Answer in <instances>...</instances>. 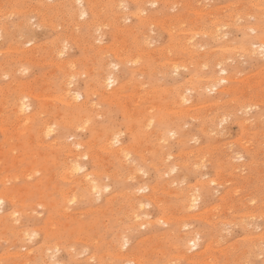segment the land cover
<instances>
[{
  "label": "rangeland",
  "instance_id": "rangeland-1",
  "mask_svg": "<svg viewBox=\"0 0 264 264\" xmlns=\"http://www.w3.org/2000/svg\"><path fill=\"white\" fill-rule=\"evenodd\" d=\"M117 1L118 3L113 8L112 5ZM122 1L0 0V27L3 30L5 26L10 29L4 30V35L0 36V126H3V130L6 129L7 133L0 132V193L4 196L9 193V196H12V200L7 197L5 202L0 205L2 206L0 218H4V214L9 216V220H0V264H54L55 261L57 262L55 264H107V261L108 264H131L132 261L129 258H137L140 263L143 261L145 264H165L163 262L167 264H264V50H260L259 45L255 43L262 38L261 41H264V16H262L264 15V1L159 0L154 1L156 3L153 0ZM91 2L94 3V7ZM258 2L262 7H259L260 4L257 6ZM119 5L121 7H118ZM82 6L88 13L86 18L79 15ZM73 7L79 12L78 15L76 11L73 13L75 10ZM70 12L73 16L75 15V18ZM117 14L121 16L117 17ZM116 17L119 19L118 21ZM109 21H116L115 25L109 24ZM94 22L95 24H93ZM146 23L147 25H145ZM253 28L256 30H252ZM94 29L96 30L94 31ZM190 29L194 30V33L197 31L198 34H191L193 32H190ZM210 30L216 34H211ZM8 31L12 34L7 33ZM178 32L179 35H177ZM193 35L196 36L193 37ZM59 36L60 38H58ZM180 37L182 39H179ZM190 38L193 40H189ZM62 41L66 43L64 44ZM142 43L147 44L143 45ZM189 43H195L191 48H194L196 57L189 53L192 50L189 48ZM196 43L200 47L196 46L195 48ZM241 45L244 46L242 49L246 51L241 49ZM85 46L87 47L85 48ZM181 49L185 51L183 50V52ZM27 53L30 55L27 56ZM126 55L129 56L126 57ZM187 58L190 60L188 61ZM23 59L26 60L23 61ZM64 60L70 64L64 62L63 66L59 65ZM214 60H216L215 63ZM6 61L11 62L7 63ZM102 61H105V64ZM111 61L115 68L112 67ZM169 62L172 63L171 66ZM175 62L180 65V68ZM206 62L210 64L205 66ZM220 62L223 63L219 64ZM103 64L107 66L103 69L110 70L100 72L99 69H102L101 65ZM174 64L177 69L172 66ZM221 67H227L228 72L223 73ZM112 70L114 75L117 73L119 81L118 84L111 87V85L107 86L109 85L108 80L106 81L102 73L112 72ZM151 70L157 72L153 71L152 73ZM91 72L95 73V76ZM226 74L230 75L231 80L223 81L217 86L211 85L213 80L216 81ZM208 76L211 78L209 79ZM197 77H208V79ZM98 78L100 81L97 80ZM105 82L106 87H104ZM205 82L207 83L204 84ZM94 83L96 86H93ZM116 86L121 87L122 90L120 89L119 92ZM20 90H24L23 93H31L27 100L32 104L31 108L23 115L17 114L15 109ZM69 90L71 93L69 92L68 99L74 98L76 90L82 93L83 96L75 101L77 104H82L86 100V96L88 97V104H85L86 109L84 108L83 112L77 114L78 116L81 114L79 117L74 115L75 107L73 105L69 106L59 101L61 96L64 98V93ZM108 90L113 92L108 93ZM179 94L181 96L184 94L189 101L183 96L180 97ZM58 96L61 98L59 97V99ZM111 96H113L112 99ZM65 102L67 101L65 100ZM202 103L203 105H201ZM193 104L194 107H192ZM91 105L94 107L93 110ZM30 110L44 114H39L38 118L43 120H41L42 123H47L43 124L44 131L41 129L37 133L27 129L26 120L24 121L23 118L26 119L24 114L29 115ZM179 110L185 112V115H182ZM247 110L248 112H246ZM82 114H85V117ZM70 115H72L71 118ZM148 119L149 121H147ZM67 120L73 123L71 122L70 125ZM86 120L89 122L87 123ZM18 121H22L23 125ZM164 122L166 125L169 123L166 128L168 130L165 132V129L160 130L161 124ZM42 123L38 122L37 125H42ZM180 123L181 125H179ZM74 124L76 125L74 126ZM18 125L23 129H21L22 131L28 132L24 131L20 134V131H17L20 129ZM48 125L50 133L47 132ZM174 128H176V132L178 131L175 134L172 131ZM111 131L119 133L121 136L120 142L112 144L113 148L118 149L123 146L127 149L129 145L125 152H128V157L121 154V156L124 155L125 160L123 157L113 156L109 150L105 149L107 143L105 141H110L111 137L107 136L112 134L109 133ZM41 133L42 135H40ZM156 136H160L161 139ZM75 141L83 142V146L78 150L91 155L90 157H79L80 160L84 157L82 161L85 163L77 162L79 158L74 161L82 166V171L74 173L71 180L69 177H67L68 180H65L69 163L72 162H69L71 157H67L64 152L66 150L69 152V147L71 148L76 143ZM60 145L68 148L62 150ZM155 146H158L159 150ZM151 149L152 151H150ZM162 149L167 153H164ZM80 151H74V153L79 154ZM40 152L41 154H39ZM38 155L39 157L36 158ZM143 155L147 157L144 158ZM65 157L68 158L67 162ZM13 158L15 162L17 161L16 163ZM147 158H150L149 162ZM121 160L122 162L128 160V162L122 163ZM129 160L131 161L129 162ZM30 161H34V163ZM83 163L85 166L81 165ZM131 163L134 166L140 163L139 166H136L138 168H135L136 172ZM31 164H34L32 165L33 169H31ZM170 166L172 168L176 166V168L171 170ZM24 167L31 170L27 168L25 170ZM129 167H133V170ZM92 172L96 176V181H101V184L98 183L102 188L110 185L109 188L104 189L106 192L103 191L101 195L93 190L89 192L91 189L89 190L90 187L88 188L87 185L79 187L72 184L73 178L78 181L85 173ZM63 174L64 178H60ZM30 175L31 177H29ZM4 177H7L5 178L7 181ZM71 188H76L75 191L73 189V193L78 191L82 193L78 192L80 198L78 193L73 194L76 195V199L70 203L62 198V193H67L66 197L67 195L71 196L68 194L72 193ZM123 190L125 191L123 192ZM152 193L155 195L154 199L149 197ZM193 193L197 196L201 195V200L199 198L196 202L199 203L198 207L186 209L183 194L190 200ZM13 196L16 197V199L14 197L16 201L13 200ZM136 199H146L142 208ZM134 200L136 205L133 203ZM46 204H50L51 207ZM163 219H167L168 223ZM136 221L137 224L134 223ZM120 231L123 235L120 234L119 237ZM201 231L202 234H198ZM123 236L125 239L126 237L129 239V244L124 246H122L125 240ZM188 236H199V245L191 247V244H187L185 238ZM117 238L120 239L116 240ZM114 243L115 245L112 247ZM48 247L50 248L48 249ZM27 249H30L31 252ZM260 249L262 253H260ZM112 250L114 258L109 252ZM46 252L50 255H46ZM41 253L43 257L49 259H43ZM121 254L125 257L124 259L121 258ZM125 254L131 256H125ZM25 260L26 262H23ZM49 260L51 261L49 262Z\"/></svg>",
  "mask_w": 264,
  "mask_h": 264
},
{
  "label": "bare ground",
  "instance_id": "bare-ground-1",
  "mask_svg": "<svg viewBox=\"0 0 264 264\" xmlns=\"http://www.w3.org/2000/svg\"><path fill=\"white\" fill-rule=\"evenodd\" d=\"M63 1H64V0H63ZM80 1H81V0H80ZM82 1H83V0H82ZM93 1H94V0H93ZM96 1H97V0H96ZM115 1H116V0H115ZM119 1H122V0H119ZM138 1H139V0H138ZM138 1H137V2H138ZM142 1H144V0H142ZM154 1H159V0H153V2H154ZM260 1H261V0H260ZM263 1H264V0H263ZM69 2H70V1H69ZM75 2H77V1H75ZM122 2H123V1H122ZM126 2H127V1H126ZM151 2H152V1H151ZM112 3H113V2H112ZM117 3H118V1L115 2L114 5H112V4H110V5H112V7H113V6H116L115 4H117ZM123 3H125V2H123ZM139 3H140V2H139ZM154 3H156V2H154ZM80 4H81V3H80ZM91 4H92V2H91ZM102 4H103V3H102ZM120 4H121V2H120ZM141 4H143V3L141 2ZM144 4H145V3H144ZM144 4H143V5H144ZM258 4H260V3L258 2V3H257V6H258ZM71 5H73V4H71ZM71 5H70V7H71ZM76 5H77V3H76ZM76 5H75V7H76ZM93 5H94V3L92 4V6H93ZM110 5H109V6H110ZM122 5H123V4H122ZM145 5H146V4H145ZM48 6H49V5H48ZM48 6H47V7H48ZM62 6H63V5H62ZM95 6H96V5H95ZM240 6H241V5H240ZM260 6H261V4L259 5V7H260ZM54 7H55V6H54ZM77 7H78V9H79V5H78ZM93 7H94V6H93ZM118 7H121V6L119 5ZM125 7L128 8V6H125ZM141 7H142V6H141ZM261 7H262V6H261ZM263 7H264V6H263ZM49 8H50V7H49ZM73 8H74V7H73ZM82 8H83V6H82ZM82 8H81L80 11H79V12H80L79 15H80V16H83V17L86 18V16H88V13H87L86 10H84V8H83V9H82ZM113 8H114V7H113ZM116 8H117V7H116ZM69 9H70V8H69ZM74 9H75V8H74ZM78 9H77V10H78ZM93 9H94V8H93ZM93 9H92V10H93ZM142 9H143V7H142ZM145 9H146V8H145ZM22 10H23V9H22ZM101 10H102V9H101ZM118 10H119V8H118ZM118 10H117V11H118ZM121 10H123V9H121ZM138 10H139V9H138ZM138 10H137V11H138ZM37 11H38V10H37ZM74 11H76V9L73 10V13H75ZM119 11H120V10H119ZM129 11H130V10H129ZM129 11H128V12H129ZM19 12H20V11H19ZM23 12H24V10H23ZM79 12L76 11V14L78 15ZM98 12H99V11H98ZM110 12H111V11H110ZM139 12H140V11H139ZM70 13H71V12H70ZM111 13H112V12H111ZM140 13H141V12H140ZM260 13H261V12H260ZM262 13H263V12H262ZM56 14H57V13H56ZM68 14H69V13H68ZM98 14H99V13H98ZM122 14H123V12H122ZM130 14H131V13H130ZM199 14H200V12H199ZM256 14H257V13H256ZM256 14H255V16H257ZM69 15H70V14H69ZM71 15L73 16L72 13H71ZM77 15H76V16H77ZM96 15H97V14H96ZM125 15H126V14H125ZM128 15H129V14H128ZM135 15H136V13H135ZM201 15H202V13H201ZM65 16H66V15H65ZM74 16H75V15H74ZM74 16H73V17H74ZM93 16H94V15H93ZM120 16H121V15L118 16V14H117V17H120ZM122 16H123V15H122ZM126 16H127V15H126ZM137 16H140V15L137 14ZM202 16H203V15H202ZM255 16H254V18H255ZM258 16H260L259 13H258ZM262 16H264V15H262ZM77 17H78V16H77ZM77 17H76V18H77ZM113 17H114V16H113ZM117 17H116V20L118 21L119 19H117ZM127 17H128V16H127ZM242 17H243V16H242ZM74 18H75V17H74ZM237 18L239 19V16H237ZM257 18H258V17H257ZM18 19H19V18H18ZM114 19H115V18H114ZM122 19H123V18L121 17V20H122ZM149 19H150V18H149ZM190 19H191V18H190ZM262 19H263V18H262ZM63 20H64V19H63ZM109 20H110V19H109ZM127 20H128V19H127ZM236 20H237V19H236ZM239 20H240V19H239ZM107 21H108V20H107ZM142 21H143V20H141V22H142ZM213 21H214V20H213ZM83 22H85V21H83ZM105 22H106V20H105ZM112 22H113V21H109L108 23H109V24L111 23V24H114V25H115V22H116V21L113 22V23H112ZM122 22H123V21H122ZM145 22H146V21H145ZM238 22H239V21H238ZM262 22H263V21H262ZM29 23H30V22H29ZM62 23H63V21H62ZM86 23H87V22H86ZM119 23H120V22H119ZM142 23L144 24V22H142ZM147 23H149V22H147ZM147 23H146L145 25H147ZM5 24H6V23H5ZM89 24H90V23H89ZM93 24H95V22H94ZM100 24H101V23H100ZM254 24H255V23H254ZM254 24H252V25L254 26ZM260 24H261V23H260ZM9 25H10V24H9ZM9 25H8V26H9ZM12 25H13V24H12ZM77 25H78V23H77ZM81 25H82V24H81ZM102 25H103V24H102ZM134 25H136V24H134ZM250 25H251V24H250ZM10 26H11V25H10ZM89 26H91V25H89ZM94 26H95V25H94ZM99 26H100V25H99ZM99 26H98V27H99ZM226 26H227V25H226ZM238 26H239V25H238ZM245 26H247V25H245ZM261 26H262V25H261ZM2 27H3V26H2ZM127 27H128V26H127ZM201 27H202V26H201ZM216 27H217V26H215V28H216ZM219 27H220V26H219ZM247 27H248V26H247ZM257 27H258V26H257ZM95 28H96V26H95ZM143 28H144V27H143ZM221 28H222V27H221ZM245 28H246V27H245ZM255 28H256V27H255ZM255 28H253L252 30H256ZM8 29H9L8 27H6V26L4 27V30H5V31H7ZM91 29H92V28H91ZM127 29H128V28H127ZM133 29H134V27H133ZM216 29H219V28H216ZM259 29H260V28H259ZM4 30H3V28L0 27V36H1V37H2V35H4ZM9 30H10V29H9ZM95 30H96V29H94V31H95ZM122 30H123V28H122ZM134 30H135V29H134ZM137 30H138V27H137ZM173 30H174V29H173ZM183 30H184V29H183ZM190 30H191V29H190ZM190 30H188V31H190ZM250 30H251V29H250ZM252 30H251V31H252ZM71 31H73V30H71ZM127 31H128V30H127ZM131 31H133L132 28H131ZM178 31H179V30H178ZM185 31H186V29H185ZM185 31H184V32H185ZM219 31H220V29H219ZM150 32H151V31H150ZM179 32H180V31H179ZM179 32H178L177 35H179ZM182 32H183V31H182ZM190 32H193V33H191V34H195V33H197V31H195V33H194V30H191ZM199 32H201V31H199ZM202 32H203V31H202ZM210 32H212V31L210 30ZM210 32H209V33H210ZM249 32H250V31H249ZM254 32H255V31H254ZM7 33H10V32L8 31ZM66 33H67V32H66ZM185 33H186V32H185ZM214 33H215V32H214ZM214 33L212 32L211 34H214ZM217 33H218V31H217ZM247 33H248V32H247ZM11 34H12V32L10 33V35H11ZM128 34H129V33H128ZM175 34H176V33H175ZM197 34H198V33H197ZM202 34H203V33H202ZM206 34H207V32L205 33V35H206ZM215 34H216V33H215ZM226 34H227V33H226ZM226 34H225V35H226ZM99 36H100V34H99ZM126 36H127V35H126ZM184 36H185V35H184ZM186 36H187V34H186ZM191 36H192V35H191ZM195 36H196V35H193V37H195ZM207 36H208V35H207ZM210 36H211V35H210ZM65 37H66V36H65ZM212 37H213V36H212ZM58 38H60V36H59ZM58 38H57V39H58ZM99 38H100V37H99ZM66 39H67V38H66ZM66 39H64V40H66ZM68 39H69V38H68ZM154 39H155V38H154ZM154 39H153V40H154ZM179 39H182V37H180ZM219 39H220V38H219ZM262 39H263V38H262ZM262 39H261V40H262ZM64 40H63V41H64ZM74 40H75V38H74ZM95 40H96V39H95ZM99 40H101V39H99ZM99 40H98V41H99ZM146 40H147V38H146ZM177 40H178V39H177ZM183 40H184V39H183ZM183 40H182V41H183ZM189 40H193V38H190ZM206 40H207V39H206ZM206 40H204V41H206ZM208 40H209V39H208ZM208 40H207V41H208ZM258 40H259V39H258ZM261 40H260V41H256L255 43H256L257 45H259V49H260V50H264V41H261ZM1 41H3V40H1ZM56 41H57V40H56ZM63 41H62V42H63ZM67 41H68V40H67ZM147 41H148V40H147ZM175 41H176V40H175ZM175 41H174V42H175ZM184 41H185V40H184ZM196 41H197V40H196ZM207 41H206V42H207ZM225 41H226V40H225ZM243 41H244V40H243ZM91 42H92V41H91ZM145 42H146V41H145ZM177 42H178V41H177ZM177 42H176V43H177ZM188 42H189V41H188ZM188 42H186V43H188ZM202 42H203V41H202ZM202 42H201V43H202ZM227 42H229V41H227ZM18 43H19V42H18ZM56 43H57V42H56ZM63 43H64V42H63ZM65 43H66V42H65ZM65 43H64V44H65ZM120 43H121V42H120ZM224 43H225V45H226V42H224ZM224 43H223V44H224ZM252 43H253V42H252ZM255 43H254V44H255ZM142 44L144 45V44H147V43H142ZM189 44H190V43H189ZM193 44H195V43H193ZM193 44H190V45H189V46H190L189 48L193 47V46H192ZM205 44H206V43H205ZM208 44H209V43H208ZM208 44H207V45H208ZM236 44H237V43H236ZM91 45H92V44H91ZM143 45H140V46L143 47ZM186 45H187V44H186ZM203 45H204V44H203ZM228 45H229V43H228ZM15 46H16V45H15ZM17 46H18V45H17ZM63 46H64V45H63ZM145 46L147 47V45H145ZM175 46H177V45L175 44ZM196 46H198L197 43H196V45H195L194 47L196 48ZM241 46H242V47H241ZM241 46H240L241 49H242V48L244 49V46H243V45H241ZM13 47H14V46H13ZM19 47H20V46H19ZM43 47H44V46H43ZM64 47H65V46H64ZM86 47H87V46H85V48H86ZM98 47H99V46H98ZM146 47H145V48H146ZM198 47H200V46H198ZM218 47H219V46H218ZM224 47H225V46H224ZM224 47H223V48H224ZM226 47H229V46H226ZM240 47H239V48H240ZM246 47H247V46H246ZM25 48H26V47H25ZM58 48H59V47H58ZM102 48H103V47H102ZM178 48H179V47H178ZM184 48H185V47H184ZM201 48H202V47H201ZM257 48H258V47H257ZM21 49H22V48H21ZM55 49H56V48H55ZM191 49H192V50H190L189 53L192 54L191 56L194 57V55H195V57H196L197 54H195V51H193L194 48H191ZM243 49H242V50H243ZM246 49H247V48H246ZM24 50H25V49H24ZM24 50H23V52H24ZM62 50H63V49H62ZM87 50H88V49H87ZM142 50H143V49H142ZM146 50H147V49H146ZM181 50L183 51L184 49H181ZM99 51H100V50H99ZM184 51H185V50H184ZM184 51H183V52H184ZM196 51H197V50H196ZM223 51H224V50H223ZM225 51H226V50H225ZM243 51H246V50H243ZM247 51H248V49H247ZM253 51H254V50H253ZM17 52H18V51H17ZM27 52H28V51H27ZM62 52H63V51H62ZM106 52H107V51H106ZM141 52H142V51H141ZM144 52H146V51H144ZM257 52H258V51H257ZM25 53H26V52H25ZM31 53H32V52H31ZM58 53H60V52H58ZM98 53H99V52H98ZM107 53H108V52H107ZM130 53H131V52H130ZM130 53H129V54H130ZM132 53H133V52H132ZM252 53H253V52H252ZM255 53H256V52H255ZM23 54H24V53H23ZM32 54H33V53H32ZM64 54H65V53H64ZM102 54H104V53H102ZM116 54H117V53H116ZM116 54H115V55H116ZM26 55L28 56V55H30V54L27 53ZM47 55H48V53H47ZM60 55H62V54H60ZM98 55H99V54H98ZM133 55H134V54H133ZM21 56H22V55H21ZM127 56H129V55H126V57H127ZM130 56H131V55H130ZM219 56H220V55H219ZM224 56H225V54H224ZM263 56H264V55H263ZM263 56H262V57H263ZM116 57H117V55H116ZM118 57H119V56H118ZM120 57H121V56H120ZM120 57H119V58H120ZM133 57H134V56H133ZM135 57H137V56H135ZM140 57H141V56H140ZM205 57H206V56H205ZM256 57H257V56H256ZM258 57H259V56H258ZM62 58H63V57H62ZM131 58H132V57H131ZM141 58H142V57H141ZM208 58H209V57H208ZM230 58H231V57H230ZM100 59H101V58H100ZM109 59H110V58H109ZM122 59H123V57H122ZM122 59H121V61H122ZM125 59H126V58H125ZM129 59H130V58H129ZM134 59L136 60V58H134ZM137 59H139V58L137 57ZM218 59H219V58H218ZM218 59H217V61H218ZM222 59L224 60V58H222ZM222 59H220V60H222ZM226 59H227V58H226ZM24 60H26V59H23V61H24ZM102 60H103V59H102ZM131 60H133V59H131ZM187 60L189 61L190 59L187 58ZM207 60H208V59H207ZM13 61H14V60H13ZM85 61H86V59H85ZM100 61H101V60H100ZM109 61H110V60H109ZM136 61H137V60H136ZM164 61H166V60H164ZM201 61H202V60H201ZM6 62H7V61H6ZM10 62H11V61H10ZM10 62H7V63H10ZM64 62L70 64L69 62H66V61L64 60L63 63H62V64H59V65L63 66V64H65ZM89 62H90V61H89ZM102 62L105 64V61H102ZM122 62H124V61H122ZM125 62H126V60H125ZM133 62H134V61H133ZM166 62H167V61H166ZM185 62H186V61H185ZM192 62H193V61H192ZM192 62H191V63H192ZM215 62H216V60H214V63H215ZM58 63H59V62H58ZM58 63H57V64H58ZM107 63H108V62H107ZM111 63H112V61H111ZM128 63H129V62H128ZM128 63H127V64H128ZM175 63L177 64V62H175ZM197 63H198V62H197ZM208 63H209V62H208ZM208 63L206 62V65H205V64H204V65L207 66ZM222 63H223V62H220L219 64H222ZM15 64H16V63H15ZM22 64H23V63H22ZM90 64H91V63H90ZM104 64L101 65V66H102V69H99L100 72H102V71H109V70H110V69L107 70V69H105V68H104V69H105V70H104L103 67H107V66H105ZM109 64H110V63H109ZM112 64H113V63H112ZM117 64H118V63H117ZM117 64H116V65H117ZM163 64H165V63H163ZM169 64H170V66H171L172 63L169 62ZM176 64L172 65V66L174 67V69H175V68L177 69ZM180 64H182V63H180ZM188 64H189V63H188ZM188 64H187V65H188ZM201 64H202V63H201ZM209 64H210V63H209ZM216 64H217V63H216ZM5 65H6V64H5ZM8 65H9V64H8ZM8 65H7V66H8ZM24 65H25V64H24ZM59 65H58V66H59ZM74 65H75V64H74ZM118 65H119V64H118ZM177 65H178V64H177ZM187 65H186V66H187ZM199 65H200V63H199ZM202 65H203V64H202ZM223 65H224V64H223ZM21 66H22V65H21ZM64 66H65V65H64ZM71 66H72V65H71ZM95 66H96V65H95ZM160 66H161V64H160ZM179 66H180V65H178V68H180ZM191 66H192V65L190 64V67H191ZM200 66H201V65H200ZM12 67H13V66H12ZM24 67H25V66H24ZM24 67H22V68H24ZM67 67H68V66H67ZM112 67H114V64L112 65ZM146 67H147V66H146ZM64 68H65V67H64ZM64 68H63V69H64ZM71 68H73V67H71ZM114 68H115V67H114ZM133 68H134V67H133ZM143 68H144V67H143ZM143 68H142V69H143ZM148 68H149V67H148ZM161 68H162V67H161ZM5 69H6V68H5ZM9 69H10V68H9ZM25 69H27V68H25ZM67 69L69 70L70 68H67ZM88 69L90 70V68H88ZM91 69H93V68H91ZM162 69H163V68H162ZM7 70H8V69H7ZM21 70H22V69H21ZM77 70H78V69H77ZM85 70H86V69H85ZM227 70H228L227 67H221V71H223V73H227V72H228ZM65 71H66V70H65ZM78 71H79V70H78ZM91 71H92V70H91ZM151 71H152V70H151ZM151 71H150V73H151ZM153 71L155 72L156 70H153ZM153 71H152V73H153ZM166 71H167V69H166ZM13 72H14V71H13ZM110 72H111V71H110ZM110 72H107V73H109V74H107V73L105 72V74H106L107 76L104 74V72L102 73V75L105 76L106 81L108 80V84H109V85H107V86H110V85H111V87H112L113 85L118 84V81H119V80H118V76H116L117 73H116V75H114V74H113V73H114L113 70H112L111 73H110ZM117 72H118V71H117ZM136 72H137V71H136ZM138 72H139V70H138ZM145 72H146V71H145ZM156 72H157V71H156ZM64 73H65V72H64ZM66 73H67V72H66ZM81 73H82V72H81ZM85 73H86V72H85ZM87 73H88V72H87ZM91 73H92V72H91ZM152 73H151V75H152ZM161 73H162V72H161ZM172 73H173V72H172ZM175 73H177V72H175ZM179 73H180V72H179ZM7 74H8V73H7ZM68 74H69V72H68ZM75 74H76V72H75ZM88 74H89V73H88ZM92 74H93V73H92ZM100 74H101V73H100ZM100 74H99V76H100ZM159 74H160V73H159ZM166 74H167V73H166ZM196 74H197V73H196ZM8 75H10V74H8ZM17 75H18V74H17ZM70 75H71V74H70ZM76 75H78V73H77ZM82 75H84V74H82ZM89 75H90V74H89ZM93 75L95 76V73H94ZM93 75H92V76H93ZM102 75H101V76H102ZM168 75H169V74H168ZM220 75H221V74H220ZM4 76H5V74H4ZM213 76H215V75H213ZM217 76H218V75H217ZM217 76H216V77H217ZM208 77H209V79L211 78L210 76H208ZM208 77H206V78H205V77H204V78H203V77H197V78L208 79ZM218 77H220V76H218ZM99 78H100V77H99ZM99 78H98L97 80L100 81ZM102 78H103V77H102ZM134 78H135V77H134ZM157 78H158V77H157ZM189 78H190V77H189ZM212 78H215V77H212ZM68 79H69V77H68ZM72 79H73V78H72ZM103 79H104V78H103ZM103 79H102V80H103ZM135 79H137V78H135ZM138 79H139V78H138ZM215 79H216V78H215ZM65 80H66V79H65ZM69 80H71V79H69ZM141 80H142V79H141ZM229 80H231V77H230V75L226 74L225 76L219 78V79L216 80V81L213 80V82H211V85H212V86H217V84H219V83H221V82H223V81H229ZM99 81H98V82H99ZM134 81H135V80H134ZM48 82H49V81H48ZM69 82H70V81H69ZM71 82H72V80H71ZM71 82H70V83H71ZM138 82H139V81H138ZM88 83H89V82H88ZM101 83H104V82L101 81ZM144 83H145V82H144ZM154 83H155V81H154ZM206 83H207V82H205L204 84H206ZM11 84H12V83H11ZM68 84H69V83H68ZM71 84H72V83H71ZM91 84H93L92 81H91ZM91 84L89 83L90 86H91ZM139 84H140V83H139ZM190 84H191V83H190ZM201 84H203V83H201ZM201 84H200V85H201ZM30 85H31V84H30ZM102 85H103V84H102ZM209 85H210V84H209ZM13 86H14V85H13ZM69 86H70V85H69ZM93 86H96V83H94ZM97 86H98V85H97ZM103 86H104V85H103ZM187 86H188V85H187ZM205 86H206V85H205ZM57 87H58V86H57ZM104 87H106V82H105V86H104ZM111 87H110V89H111ZM116 87H117V86H116ZM116 87H115V88H116ZM134 87H135V86H134ZM209 87H210V86H209ZM71 88H72V87H71ZM87 88H88V87H87ZM108 88H109V87H108ZM152 88H154V87H152ZM181 88H183V87L181 86ZM197 88L199 89L198 86H197ZM207 88H208V87H207ZM56 89H57V88H56ZM63 89H64V88H63ZM92 89H94V88H92ZM96 89H97V88H96ZM96 89H95V90H96ZM113 89H114V88H113ZM120 89L122 90L121 87H117V90H118V91H119ZM195 89H196V88H195ZM221 89H223V88H221ZM14 90H15V89H14ZM95 90H93V91H95ZM99 90H100V89H99ZM101 90H102V89H101ZM101 90H100V91H101ZM103 90L105 91V88H104ZM124 90H125V89H124ZM168 90H169V89H168ZM171 90H172V88H171ZM171 90H170V92H171ZM176 90H177V89H176ZM202 90H203V89H202ZM20 91H21V90H20ZM22 91H24V90H22ZM22 91H21V92H22ZM63 91H64V90H63ZM70 91H71V90H69L68 92L66 91V92L64 93V96H65L64 98H63V96H61L62 98H61L60 96H58V98L60 97L61 100H64V99H65V100L67 101V102H65V100H64V101L59 100L60 102H64V103L68 104L69 106L73 105V106L75 107V110H73V113H74V115H77V114H79V113H81V112L84 111L85 104H88V97L86 96V100L83 101L82 104H79V103L77 104V102H75V101H77L78 98H79L80 96H81V97L83 96V95H81L82 93L78 92L79 90H76V91H74V92H75V96H74V98H73V99H70V98L68 99V96H69V94L71 93ZM91 91H92V90H91ZM110 91H112V90H110ZM110 91L108 90L107 92H108V93H111ZM113 91H115V89H114ZM113 91H112V92H113ZM163 91H164V90H163ZM177 91L179 92V90H177ZM199 91H200V90H199ZM211 91H212V90H211ZM213 91H214V90H213ZM21 92H20V93H21ZM69 92H70V93H69ZM86 92H87V90H86ZM95 92H96V91H95ZM107 92H106V94H107ZM119 92H120V91H119ZM20 93H19V91H18V94H19V95H17V96H18V99L15 98V99L18 100V102H16V106H15L16 108H15V107H14V108H15L16 111L18 112V113L16 112L17 114L21 113V114L23 115V113H25L26 111H29V109L31 108V105H32V104L29 103V102H27L28 97H30L31 93H30V92H29V93H23V92H22V94H20ZM102 93H103V92H102ZM148 93H149V91H148ZM152 93H153V92H152ZM152 93H151V94H152ZM180 93H181V92H180ZM184 93H185V92H184ZM191 93H192V92H191ZM4 94H5V93H4ZM72 94H73V93H72ZM121 94H123V93H121ZM132 94H133V93H132ZM166 94H167V93H166ZM186 94H187V93H186ZM5 95H6V94H5ZM34 95H36V94H34ZM62 95H63V94H62ZM73 95H74V94H73ZM87 95H88V94H87ZM108 95H109V94H108ZM108 95H107V96H108ZM111 95H112V94H111ZM179 95H180V94H179ZM189 95H190V94H189ZM191 95H192V94H191ZM32 96H33V95H32ZM89 96H90V95H89ZM182 96H183V98L186 99V96H184V94H183ZM182 96L180 95V97H182ZM33 97H34V96H33ZM45 97H46V96H45ZM69 97H70V96H69ZM112 97H113V96H111V99H112ZM174 97H177V96L174 95ZM192 97H193V96H192ZM49 98H52V97H49ZM54 98H55V97H54ZM56 98H57V96H56ZM56 98H55V99H56ZM60 98H59V99H60ZM76 98H77V99H76ZM150 98H151V96H150ZM150 98H149V99H150ZM43 99H44V97H43ZM83 99H84V98H83ZM90 99H91V98H90ZM106 99H107V98H106ZM109 99H110V98H109ZM176 99H177V98H176ZM1 100H2V99H1ZM17 100H15V101H17ZM56 100H57V99H56ZM94 100H95V99H94ZM144 100L146 101V99H144ZM181 100H182V99H181ZM183 100H184V99H183ZM186 100H187V99H186ZM99 101H100V100H99ZM187 101H189V100H187ZM204 101H205V100H204ZM47 102H48V101H47ZM113 102H115V101H113ZM185 102H186V101H185ZM51 103H52V102H51ZM92 103H94V102H92ZM97 103H98V102H97ZM183 103H184V102H183ZM44 104H45V103H44ZM134 104H135V103H134ZM138 104H139V103H138ZM154 104H155V103H154ZM173 104H174V103H173ZM180 104H181V103H180ZM196 104H197V103H196ZM241 104H242V103H241ZM11 105H12V104H11ZM13 105H14V103H13ZM97 105H98V104H97ZM156 105H157V104H156ZM158 105H159V104H158ZM201 105H203V103H202ZM91 106H92V105H91ZM99 106H100V105H99ZM159 106H160V105H159ZM188 106H189V105H188ZM197 106H198V105H197ZM199 106H200V104H199ZM248 106L250 107L251 104L249 103ZM248 106H247V107H248ZM253 106H254V105H253ZM1 107H2V106H1ZM11 107H12V106H11ZM88 107H89V106H88ZM171 107H172V106H171ZM180 107H181V106H180ZM185 107H186V106H185ZM192 107H194V104H193ZM244 107H245V105H244ZM42 108H43V107H42ZM91 108H92V110H93L94 107L92 106ZM153 108H154V110H155V106H154ZM189 108H190V107H189ZM15 109H14V110H15ZM85 109H86V108H85ZM89 109H90V108H89ZM97 109H98V108H97ZM148 109H149V108H148ZM150 109H151V108H150ZM160 109H161V108H160ZM238 109H239V108H238ZM14 110H12V111H14ZM31 110H32V109H31ZM31 110H30V111H31ZM67 110L70 111V109H67ZM94 110H95V109H94ZM99 110H100V109H99ZM103 110H104V109H103ZM112 110H113V109H112ZM114 110H115V109H114ZM164 110H165V109H164ZM168 110H169V109H168ZM168 110H166V111H168ZM3 111H4V110H3ZM50 111H51V110H50ZM58 111H59V110H58ZM69 111H68V112H69ZM105 111H106V110H105ZM173 111H174V109H173ZM192 111H193V110H192ZM14 112H15V111H14ZM31 112H32V111H31ZM31 112H30V113H31ZM68 112H67V113H68ZM101 112H102V111H101ZM126 112H127V111H126ZM135 112H136V110H135ZM141 112H142V111H141ZM179 112H180V110H179ZM179 112H178V113H179ZM246 112H248V110H247ZM26 113H27V112H26ZM30 113H29V115L27 114V116L24 114V117H26V119L23 118L24 121L26 120L25 123H27V125H26V126H27V129H29L30 132H31V131H34V132L39 133V130L41 131V129L44 128V125H43V124H47V123H46V122H45V123H44V122L42 123L43 120L41 119V120H42V121H41V120L38 119L40 113H38L37 111L32 112V114H30ZM65 113H66V112H65ZM73 113H71V114L73 115ZM84 113H85V112H84ZM107 113H108V112H107ZM107 113H106V114H107ZM137 113H138V112H137ZM180 113H181L182 115H185V112H180ZM14 114H15V113H14ZM59 114H60V113H59ZM59 114H58V115H59ZM98 114H99V113H98ZM102 114H103V113H102ZM106 114H105V115H106ZM141 114H143V113H141ZM176 114H177V113H176ZM19 115H20V114H19ZM40 115H44V114H42V112H41ZM64 115H65V114H64ZM72 115H70V118L72 117ZM80 115H81V114H80ZM80 115H79V116H80ZM82 115H84V117H85V114H82ZM86 115H88V114H86ZM94 115H95V114H94ZM112 115H113V114H112ZM112 115H111V116H112ZM126 115H127V114H126ZM152 115H153V114H152ZM177 115H178V114H177ZM179 115H180V114H179ZM179 115H178V116H179ZM245 115H247V114H245ZM79 116L77 115V117H79ZM89 116H90V115H89ZM101 116H102V115H101ZM106 116H107V115H106ZM108 116H110V115H108ZM146 116H147V115H146ZM167 116H168V115H167ZM18 117H19V116H18ZM20 117H22V116H20ZM47 117H48V116H47ZM50 117H51V116H50ZM50 117H49V120H51ZM65 117H66V116H65ZM73 117H74V116H73ZM81 117H82V116H81ZM90 117H91V116H90ZM138 117H139V116H138ZM140 117H141V116H140ZM179 117H181V116H179ZM51 118H52V117H51ZM82 118H83V117H82ZM82 118H81V120H82ZM108 118H109V117H108ZM110 118H111V117H110ZM145 118H146V117H145ZM147 118H148V117H147ZM151 118H152V117H151ZM165 118H166V117H165ZM173 118H174V117H173ZM177 118H178V117H177ZM15 119H16V118H15ZM19 119H20V118H19ZM19 119H18V120H19ZM59 119H62V118H59ZM67 119H69V118H67ZM84 119H85V118H84ZM96 119H97V118H96ZM100 119H101V118H100ZM152 119H153V118H152ZM171 119H172V118H171ZM171 119H169V120H171ZM16 120H17V119H16ZM63 120H64V119H63ZM70 120H71V119H70ZM74 120H75V119H74ZM81 120H80V121H81ZM144 120H145V119H144ZM153 120H154V119H153ZM158 120H159V119H158ZM172 120H173V119H172ZM22 121H23V120H22ZM22 121H18V123L20 122L21 125H23V124H22ZM24 121H23V122H24ZM44 121H46V118H44ZM67 121H68V120H67ZM75 121H76V120H75ZM90 121H91V120H90ZM147 121H149V119H148ZM151 121H152V120H151ZM159 121H161V120H159ZM174 121H175V120H174ZM38 122H39V123H42V125H41V124L37 125ZM47 122H48V121H47ZM68 122H69V121H68ZM68 122H67V123H68ZM71 122H72V121H70L69 124H70ZM76 122H77V121H76ZM78 122H79V121H78ZM82 122H83L84 124H86L84 121H82ZM86 122L88 123L89 121L86 120ZM168 122H169V121H168ZM177 122H178V121H177ZM20 123H19V124H20ZM25 123H24V125H25ZM72 123H73V122H72ZM148 123H149V122H148ZM151 123H152V122H151ZM151 123H150V125H151ZM161 123H162V122H161ZM170 123H171V122H170ZM178 123H179V122H178ZM212 123H213V122H212ZM84 124H82V125H84ZM90 124H91V123H90ZM100 124H101V123H100ZM172 124H173V123H172ZM172 124H171V125H172ZM184 124H185V123H184ZM187 124H188V123H187ZM55 125H56V124H55ZM70 125H71V124H70ZM70 125H69V126H70ZM75 125H76V124H74V126H75ZM92 125H93V124H92ZM143 125H144V123H143ZM146 125H147V124H146ZM167 125H169V123H168ZM167 125H166L165 122H164L163 124H161V129H160V130L165 129L164 132H165L166 130H168V129H166V128L168 127ZM179 125H181V123H180ZM215 125H216V124H215ZM18 126H19V125H18ZM18 126H17V127H18ZM45 126H46V125H45ZM50 126H51V124H50ZM77 126H79V125H77ZM95 126H96V125H94V127H95ZM98 126L101 127L99 124H98ZM98 126H96V128H97ZM106 126H107V125H106ZM136 126H137V125H136ZM174 126H175V125H174ZM6 127H8V126H6ZM6 127H5V128H6ZM19 127H20V126H19ZM47 127H48V128H47V129H48L47 132L49 131V133H50L51 130H49V125H48ZM51 127H52V126H51ZM51 127H50V129H51ZM56 127H57V126H56ZM56 127H55V131H56ZM89 127H90V125H89ZM99 127H98V128H99ZM133 127H134V126H133ZM147 127H148V126H147ZM169 127H170V126H169ZM3 128H4L3 126H0V132L4 131ZM9 128H10V127H9ZM24 128H25V127H24ZM45 128H46V127H45ZM52 128H53V127H52ZM96 128H95V129H96ZM101 128H102V127H101ZM101 128H100V130H101ZM105 128H106V130H107V127H105ZM156 128H157V127H156ZM172 128H173V127H172ZM204 128H205V127H204ZM21 129H22L21 127H20V129H17V131H20V134H21L22 132L25 131V130L22 131L23 129H22V130H21ZM90 129H91V128H90ZM92 129H94V128H92ZM132 129H133V128H132ZM170 129H171V128H170ZM170 129H169V131H171ZM175 129H176V128L172 129V131H173L174 134L178 132V131L176 132ZM210 129H211V127H210ZM98 130H99V129H98ZM98 130H95V131L97 132ZM100 130H99V131H100ZM111 130L113 131V129H111ZM133 130H134V129H133ZM148 130H149V129H148ZM153 130L155 131L156 129L154 128ZM178 130H179V129H178ZM5 131H6V129H5ZM5 131H4V133L7 134ZM43 131H44V129H43ZM99 131H98V132H99ZM109 131H110V130H109ZM112 131L109 132V133H112V134H111V135L108 134V135H110V136H107L108 138L111 137L110 141L108 140V141H105V143L107 142L106 144L104 143L105 146H106L105 149H106V150H109V151H110V154H112L113 156H120L121 158L123 157V159H124V155L121 156V154L123 153V154H125L126 157H128V156H127V155H128V152H127V153H125V152H126V150L129 148V145H128L127 149H126L125 147L121 146V145H120L121 147H118V149L113 148V147H114L113 145L115 144V142H117V143L120 142V140H121L120 137H121V136L119 135V133H114V132H112ZM114 131H115V130H114ZM151 131H152V130H151ZM154 131H153V132H154ZM25 132L27 133L28 131H25ZM47 132H46V133H47ZM53 132H54V130H53ZM60 132H61V131H60ZM107 132H108V131H107ZM147 132H148V131H147ZM161 132H162V131H161ZM16 133H18V132H16ZM43 133H44V132H43ZM49 133H48V134H49ZM99 133H100V132H99ZM101 133H102V132H101ZM150 133H151V132H150ZM166 133H167V132H166ZM171 133H172V132H171ZM211 133H212V132H211ZM11 134H14V133H11ZM23 134H24V133H23ZM30 134H31V133H30ZM94 134H95V133H94ZM97 134H98V133H97ZM159 134H160V132H159ZM159 134H157V135H159ZM17 135H18V134H17ZM31 135H32V134H31ZM40 135H42V133H41ZM98 135H99V134H98ZM100 135H101V134H100ZM137 135H138V134H137ZM166 135H167V134H166ZM22 136H23V135H22ZM145 136H146V135H145ZM160 136H162V135H160ZM160 136H159V137L156 136V137L160 138ZM9 137H10V136H9ZM33 137H34V136H33ZM46 137H47V136H46ZM107 137H106V138H107ZM167 137H168V135H167ZM10 138H11V137H10ZM28 138H29V137H28ZM36 138H37V137H36ZM41 138H42V137H41ZM47 138H48V137H47ZM67 138H68V137H67ZM137 138H138V137H137ZM141 138H142V137H141ZM146 138H147V137H146ZM94 139H95V138H94ZM160 139H161V138H160ZM28 140H29V139H28ZM36 140H37V139H36ZM40 140H41V139H40ZM168 140H170V139H168ZM189 140H190V139H189ZM17 141H18V140H17ZM33 141H34V139H33ZM50 141H51V140H50ZM56 141H57V139H56ZM66 141H67V140H66ZM89 141H90V140H89ZM141 141H142V140H141ZM157 141H158V140H157ZM157 141H156V142H157ZM161 141H162V140H161ZM37 142H38V141H37ZM54 142H55V141H54ZM54 142H53V143H54ZM58 142H59V141H58ZM58 142H57V144H58ZM64 142H65V141H64ZM72 142H73V141H72ZM75 142H76V143H75L71 148L69 147V149H70V150L68 149L69 152L65 149V148H68V147H63V146L60 145V146L62 147V150H63V148L66 150V152H64L65 155H67V157H69V158L71 157V159L69 160V162H70V161L72 162V163H69V164H70V166L68 167L69 170L67 169V170H68V173H67L68 176H67V174L65 173V174H66L65 177H66V178L69 177L70 179H69V178H67V179L65 178V180H68V179L71 180V178L74 177V176H73L74 173H77L78 171H82V170H81L82 166H80L79 163H77V162H80V161H81V163L84 162V161H82V160L84 159V157H83L82 160H80L79 157H82V156H85V157L88 156V157H90V155H91V154H89L88 152L83 153V152H81L80 150H78V149L81 148V146H83V142H80V141H75ZM122 142H123V141H122ZM168 142H169V141H168ZM0 143H1V142H0ZM3 143H4V141H3ZM15 143H16V142H15ZM15 143H14V144H15ZM45 143H47V142H45ZM50 143H51V142H50ZM55 143H56V142H55ZM113 143H114V144H113ZM17 144H18V143H17ZM42 144H43V143H42ZM59 144H61V143L59 142ZM95 144H96V143H95ZM112 144H113V145H112ZM162 144H163V143H162ZM165 144H166V143H165ZM89 145H90V144H89ZM152 145H153V144H152ZM3 146H4V145H3ZM16 146H17V145H16ZM56 146H57V145H56ZM60 146H59V147H60ZM70 146H71V145H70ZM112 146H113V147H112ZM165 146H167V145H165ZM246 146H247V145H246ZM32 147H33V146H32ZM52 147H53V146H52ZM139 147H140V146H139ZM155 147H156V146H155ZM155 147H154V149H155ZM157 147H158V146H157ZM157 147H156V149L159 150V147H158V148H157ZM167 147H168V146H167ZM263 147H264V146H263ZM130 148H131V147H130ZM137 148H138V147H137ZM164 148H165V147H164ZM1 149H2V148H1ZM13 149H14V148H13ZM65 150H64V151H65ZM145 150H146V149H145ZM162 150H163V149H162ZM162 150H161V151H162ZM167 150H168V148H167ZM262 150H263V149H262ZM2 151H4V150L2 149ZM12 151H13V150H12ZM14 151H15V150H14ZM14 151H13V152H14ZM38 151H39V150H38ZM38 151H37V153H38ZM53 151H54V150H53ZM53 151H52V152H53ZM74 151H77V152L80 151V152H79V154H76V152L74 153ZM135 151H136V150H135ZM150 151H152V149H151ZM155 151L157 152V150H155ZM163 151H164V153L166 152L165 150H163ZM0 152H1V151H0ZM26 152H27V151H26ZM41 152H42V151H41ZM41 152H40L39 154H41ZM129 152H130V151H129ZM156 152H155V153H156ZM169 152H170V151H169ZM2 153H4V152H2ZM58 153H59V152H58ZM90 153H91V152H90ZM160 153H161V152H160ZM166 153H167V152H166ZM242 153H243V152H242ZM68 154H71V155H68ZM101 154H102V152H101ZM3 155H4V154H3ZM36 155H37V154H36ZM60 155H61V154H60ZM92 155H93V154H92ZM41 156H42V155H41ZM108 156H109V154H108ZM149 156H150V155H149ZM166 156H168V155H166ZM242 156H243V155H242ZM1 157H2V156H1ZM12 157H13V156H12ZM14 157H16V156H14ZM18 157H19V156H18ZM38 157H39V155L36 156V158H38ZM57 157H58V154H57ZM57 157H56V158H57ZM67 157H65V160L68 159ZM92 157H93V156H92ZM109 157H110V156H109ZM132 157H133V156H132ZM143 157L145 158V157H147V156H144V155H143ZM171 157H172V156H171ZM226 157H227V156H226ZM240 157H241V156H240ZM16 158H17V157H16ZM78 158H79V161H77ZM150 158H151V157H150ZM150 158H147V160L150 159ZM169 158H170V157H169ZM185 158H186V157H185ZM242 158H243V157H242ZM242 158H241V159H242ZM63 159H64V158H63ZM125 159H126V158H125ZM125 159H124V160H125ZM130 159H131V158H130ZM31 160H32V158H31ZM33 160H35V159H33ZM49 160H50V159H49ZM65 160H63V161L65 162ZM109 160H110V159H109ZM109 160H108V161H109ZM131 160H132V159H131ZM131 160H129V162H130ZM133 160L136 161V159H133ZM167 160H168V159H167ZM167 160H166V161H167ZM201 160H202V159H201ZM5 161H7V160H5ZM13 161L15 162V159H14V158H13ZM57 161H58V160H57ZM74 161H77V162L75 163ZM135 161H133L134 164H135ZM162 161H163V160H162ZM16 162H17V161H16ZM16 162H15V163H16ZM30 162H33V163H34V161H30ZM30 162H29V163H30ZM66 162H67V160H66ZM121 162H122V160H121ZM123 162H124V161H123ZM123 162H122V163H123ZM125 162H126V161H125ZM125 162H124V163H125ZM127 162H128V160H127ZM127 162H126V163H127ZM148 162H149V160H148ZM158 162L160 163V161H158ZM196 162H197V161H196ZM235 162H236V161H235ZM5 163H6V162H5ZM55 163H56V162H55ZM57 163H58V162H57ZM84 163H85V162H84ZM84 163L81 164V165H84V166H85ZM111 163H112V162H111ZM146 163H147V162H146ZM168 163H169V162H168ZM17 164H18V163H17ZM67 164H68V163H67ZM67 164H66V165H67ZM69 164H68V165H69ZM98 164H99V163H98ZM134 164L131 163V165H133V167H134V171H135V168H136V169L138 168V167H136V166H139L140 163H138L136 166H134ZM151 164H153V161H151ZM165 164H166V163H165ZM183 164H184V163H183ZM190 164H191V163H190ZM3 165H4V164H3ZM13 165H14V164H13ZM15 165H16V164H15ZM32 165H34V164H31V166H32ZM42 165H43V164H42ZM56 165H57V164H56ZM68 165H67V166H68ZM131 165H130V166H131ZM178 165H179V164H178ZM194 165H195V164H194ZM237 165H238V164H237ZM29 166H30V165H29ZM29 166H27V167H29ZM84 166H83V167H84ZM125 166H126V165H125ZM198 166H199V165H198ZM0 167H1V166H0ZM17 167H18V165H17ZM27 167H26V168H27ZM133 167H129V168L132 169ZM158 167H159V166H158ZM166 167H167V166H166ZM170 167H171V166H170ZM196 167H197V166H196ZM200 167H201V166H200ZM7 168H8V167H7ZM7 168H6V169H7ZM21 168H22V167H21ZM26 168L24 167L25 170H26ZM33 168H34V167L32 166L31 169H33ZM41 168H42V167H41ZM48 168H49V167H48ZM51 168H52V167H51ZM86 168H87V167H86ZM175 168H176V166H175L174 168L171 167L170 169L173 170V169H175ZM242 168H243V167H242ZM8 169H9V168H8ZM8 169H7V170H8ZM22 169H23V168H22ZM27 169L31 170L30 168H27ZM83 169H84V168H83ZM105 169H106V168H105ZM131 169H130V170H131ZM168 169H169V168H168ZM168 169H167V170H168ZM190 169H191V168H190ZM196 169H197V168H196ZM3 170H4V169H3ZM40 170H41V169H40ZM132 170H133V169H132ZM142 170H144V169H142ZM22 171H23V170H22ZM34 171H36V170L34 169ZM95 171H96V170H95ZM95 171H94V172H95ZM104 171L106 172V170H104ZM118 171H119V170H118ZM139 171H140V170H139ZM147 171H148V170H147ZM64 172H65V171H64ZM88 172H89V171H88ZM135 172H136V171H135ZM169 172H170V170L168 171V173H169ZM51 173H52V172H51ZM53 173H54V172H53ZM166 173H167V171H166ZM234 173H236V172H234ZM49 174H50V173H49ZM115 174H116V173H115ZM117 174H118V173H117ZM124 174H125V173H124ZM131 174H134V173H131ZM144 174H145V173H144ZM163 174L165 175V173H163ZM34 175H35V174H34ZM134 175H135V174H134ZM166 175H167V174H166ZM21 176H22V175H21ZM56 176H57V175H56ZM82 176H83V175H82ZM129 176H130V175H129ZM129 176H128V177H129ZM136 176H137V175H136ZM23 177H24V176H23ZM29 177H31V175H30ZM50 177H51V176H50ZM62 177L64 178V174H63V176H61L60 178H62ZM119 177H120V176H119ZM133 177H134V176H133ZM164 177H165V176H164ZM5 178H7V177H4V179H5ZM16 178H17V176H16ZM77 178H78V175H77ZM13 179H14V178H13ZM51 179H52V178H51ZM55 179H56V178H55ZM101 179H102V178H101ZM128 179H129V178H128ZM211 180H212V179H211ZM5 181H7V180L5 179ZM49 181H50V179H49ZM49 181H48V182H49ZM3 182H4V181H3ZM98 182H100V184H101V181H96V176L94 175L93 172H92V173H85V175H84L83 177H81L78 181H77V179H74V178H73V180H72V184H75V185H77V186H79V187H82V186L87 185L88 188L90 187L89 190L91 189V191H89V192H92V190H93V191H95L96 193H98V195H101L102 192L105 191L104 189L109 188L110 185H109V186L107 185V186H105V188H102ZM210 182H211V181H210ZM213 182H214V181H213ZM8 183H9V182H8ZM59 183H61V182H59ZM174 183H175V182H174ZM38 184H39V183H38ZM72 184H71V185H72ZM107 184H108V183H107ZM144 184H145V183H144ZM166 184H167V183H166ZM164 185H165V184H164ZM168 185H169V184H168ZM38 186H39V185H38ZM142 186H143V185H142ZM155 186H156V185H155ZM10 187H11V186H10ZM12 187H13V186H12ZM15 187H16V186H15ZM72 187H74V186H72ZM23 188H24V187H23ZM57 188H58V186H57ZM57 188H56V189H57ZM84 188H85V187H84ZM154 188H157V187H154ZM167 188H168V187H167ZM195 188H197V187H195ZM13 189H14V188H13ZM31 189H32V188H31ZM56 189H54V190H56ZM73 189H74V188H73ZM73 189L71 188L72 191L69 189L72 193H68V194H71V196L67 195V197H66V194H67V193H65V192L62 193V192H61V193H62V198L65 199V200H67L66 202H70V203H71V202H74V200L76 199V195H73V194H77L78 192H80V191H78L77 193H76V192L73 193ZM86 189H87V188H86ZM121 189H122V188H121ZM143 189H144V188H143ZM164 189H165V188H164ZM169 189H170V188H169ZM191 189H192V188H191ZM203 189H204V187H203ZM235 189H236V188H235ZM237 189H238V188H237ZM25 190H26V189H25ZM25 190H23V191H25ZM27 190H28V189H27ZM54 190H52V191H54ZM62 190L64 191V189H62ZM66 190H67V189H66ZM75 190H76V188L74 189V191H75ZM201 190H202V189H201ZM18 191H20V190L18 189ZM23 191H22V192H23ZM70 191H69V192H70ZM124 191H125V190H123V192H124ZM140 191H141V189H140ZM153 191H154V189H153ZM161 191H162V190H161ZM178 191H179V190H178ZM199 191H200V190H199ZM59 192H60V191H59ZM105 192H106V191H105ZM107 192H108V191H107ZM154 192H155V191H154ZM180 192H182V191L180 190ZM190 192H191V191H190ZM193 192H194V190H193ZM201 192H202V191H201ZM26 193H27V192H26ZM40 193H42V191H40ZM81 193H82V192H80V194H81ZM112 193H113V192H112ZM178 193H179V192H178ZM196 193H200V192H196ZM0 194H1V193H0ZM180 194H181V193H180ZM9 195H10L9 193H8V195L6 194V196H4L3 194L0 195V205H2V204L5 202V200H6L7 197H8V198H11V200H12V196H9ZM13 195H14V194H13ZM42 195H43V194H42ZM42 195H41V197H42ZM48 195H49V194H48ZM77 195H78L79 198L81 197V196L79 195V193H78ZM136 195H137V194H136ZM192 195H193L192 198H190V200H189V199L183 194V196H184V197H183L184 202H186V207H187L186 209H189V208L191 209V208L194 207V206H195V207H198V204H199V203L197 204L196 202L198 201L199 198H200V200H201V195L199 194V195L197 196V194H195V193H193ZM143 196H144V195H143ZM145 196H146V195H145ZM148 196H149V195H148ZM178 196H179V195H178ZM178 196H177V197H178ZM190 196H191V195H190ZM14 197H15V196H13V200L16 201V200H15L16 197H15V199H14ZM45 197H46V196H45ZM51 197H52V196H51ZM82 197H83V195H82ZM85 197H86V196H85ZM96 197H100V196H96ZM96 197H95V198H96ZM149 197H151V198L154 199V198H155V195H153V193H152ZM157 197H159V196H157ZM177 197H176V198H177ZM181 197H182V196H181ZM188 197H189V196H188ZM202 197H203V196H202ZM22 198L24 199L25 197H22ZM54 198H55V197H54ZM141 198H142V196H141ZM52 199H53V198H52ZM81 199H82V198H81ZM90 199H91V198H90ZM100 199H101V198H100ZM129 199H130V198H129ZM139 199H140V197H139ZM139 199H136V202H138L139 205H140V207H141V206H143V204H145L144 201H145L146 199H145V200H139ZM153 199H152V200H153ZM252 199H253V198H252ZM91 200H92V199H91ZM118 200H119V199H118ZM152 200H151V201H152ZM176 200H177V199H176ZM22 201H23V200H22ZM22 201H21V202H22ZM44 201H45V200H44ZM52 201H53V200H52ZM57 201H58V200H57ZM77 201H78V200H77ZM142 201H143V202H142ZM249 201H250V200H249ZM21 202H20V203H21ZM23 202H24V201H23ZM129 202H130V201H129ZM131 202H132V201H131ZM147 202H148V201H147ZM156 202H157V201H156ZM159 202H161V201H159ZM164 202H165V201H164ZM180 202H183V201H180ZM43 203H45V202H43ZM51 203H52V202H51ZM56 203H57V202H56ZM133 203H135V200H134ZM138 203H137V204H138ZM39 204H40V203H39ZM52 204H53V203H52ZM75 204H76V203H75ZM112 204H113V203H112ZM147 204H148V203H147ZM164 204H165V203H164ZM183 204H184V203H183ZM40 205H41V204H40ZM47 205H50V204H46V206H47ZM72 205H73V204H72ZM134 205H136V203H135ZM251 205H252V204H251ZM131 206H132V205H131ZM137 206H138V205H137ZM137 206H136V207H137ZM168 206H169V205H168ZM180 206H181V205H180ZM50 207H51V205H50ZM70 207H71V206H70ZM110 207H111V206H110ZM124 207H125V206H124ZM124 207H123V208H124ZM132 207H133V206H132ZM0 208H2V206H0ZM63 208H64V207H63ZM141 208H142V207H141ZM255 208H256V207H255ZM18 209H19V208H18ZM52 209L54 210L55 208H52ZM65 209H67V208H65ZM182 209H183V208H182ZM192 209H193V208H192ZM194 209H195V208H194ZM28 210H29V209H28ZM69 210H70V209H69ZM75 210H76V209H75ZM107 210H108V208H107ZM163 210H164V208H163ZM204 210H205V209H204ZM144 211H145V210H144ZM187 211H188V210H187ZM187 211H186V212H187ZM201 211H202V210H201ZM16 212H17V210H16ZM16 212H15V213H16ZM25 212H26V211H25ZM60 212H61V211H60ZM74 212H75V211H74ZM178 212H179V211H178ZM17 213H18V212H17ZM17 213H16V214H17ZM20 213H21V212H20ZM135 213H136V212H135ZM135 213H134V214H135ZM137 213H138V212H137ZM148 213H149V212H148ZM166 214H167V213L165 212V215H166ZM192 214H193V213H192ZM192 214H191V215H192ZM200 214H201V213H200ZM4 216H5V217H4ZM4 216H3L4 218H0V220H9V216H8V215H5V214H4ZM12 216H13V215H12ZM159 216H160V215H159ZM21 217H22V216H21ZM48 217H49V215H48ZM78 217H79V215H78ZM147 217H148V216H147ZM163 217H164V216H163ZM186 217H187V216H186ZM188 217H189V216H188ZM196 217H197V215H196ZM205 217H206V216H205ZM211 217H212V216H211ZM252 217H253V216H252ZM17 218H18V217H17ZM127 218H128V217H127ZM13 219H14V218H13ZM134 219H135V218H134ZM150 219H151V218H150ZM167 219H168V218H167ZM167 219H163V220H167ZM177 219H178V218H177ZM15 220H16V219H15ZM15 220H14V221H15ZM117 220H118V219H117ZM152 220H153V219H152ZM189 220H190V219H189ZM204 220H205V219H204ZM212 220H213V219H212ZM248 220H249V219H248ZM12 221H13V220H12ZM18 221H19V220H18ZM141 221H142V220H141ZM183 221H184V220H183ZM215 221H216V220H215ZM243 221H244V220H243ZM5 222H6V221H5ZM147 222L150 223L149 221H147ZM165 222L168 223V220L165 221ZM207 222H208V221H207ZM250 222H251V221H250ZM6 223H7V222H6ZM23 223H24V222H23ZM134 223L137 224V221L134 222ZM180 223H181V221H180ZM243 223H244V222H243ZM14 224H16V223H14ZM14 224H13V225H14ZM19 224H20V221H19ZM53 224H54V223H53ZM105 224H106V221H105ZM129 224H130V223H129ZM142 224H143V223H142ZM144 224H146V223H144ZM162 224H163V223H162ZM184 224H185V223H184ZM10 225H11V224H10ZM131 225H132V224H131ZM164 225H165V223H164ZM177 225H178V224H177ZM181 225H182V223H181ZM241 225H242V224H241ZM247 225H249V224H247ZM183 226H184V225H183ZM9 227H10V226H9ZM118 227H119V226H118ZM146 227H147V226H146ZM179 227H180V226H179ZM185 227H186V226H185ZM14 228H15V227H14ZM247 228H248V227H247ZM23 229H24V228H23ZM116 229H117V228H116ZM125 229L127 230V228H125ZM180 229H181V228H180ZM226 229H227V228H226ZM251 229H252V228H251ZM37 230H38V229H37ZM108 230H109V229H108ZM137 230H138V229H137ZM22 231H23V230H22ZM27 231H28V230H27ZM31 231H32V230H31ZM46 231H47V230H46ZM109 231H110V230H109ZM109 231H108V232H109ZM131 231H132V229H131ZM172 231H173V230H172ZM223 231H225V230H223ZM229 231H230V230H229ZM34 232H35V231H34ZM196 232H197V230H196ZM226 232H227V230H226ZM114 233H115V232H114ZM199 233L202 234V231H201V232H198V234H199ZM120 234H121V231H120L119 234H118L119 237H120L121 235H123V234H121V235H120ZM125 234H126V233H125ZM125 234H124V235H125ZM187 234H191V233H187ZM22 235H23V234H22ZM32 235H33V234H32ZM32 235H30V236H32ZM118 235H117V236H118ZM170 235H171V234H170ZM185 235H186V234H185ZM195 235H197V233H195ZM23 236H24V235H23ZM30 236H29V237H30ZM199 236H200V235H199ZM199 236H188V237L185 238V239H187V242H188V243H187L186 241H185V243H187V244H191V247H193V246L196 247V246L199 245V241H198V240H200V237H199ZM221 236H222V235H221ZM248 236H249V235H248ZM25 237H26V235H25ZM29 237H28V238H29ZM57 237H58V236H57ZM128 237H129V236H128ZM179 237H180V235H179ZM1 238H2V237H1ZM28 238H27V239H28ZM123 238L125 239L124 236H123ZM21 239H22V238H21ZM30 239H31V238H30ZM114 239H115V238H114ZM119 239H120V238H119ZM119 239L117 238L116 240H119ZM121 239H122V238H121ZM124 239H123V240H124ZM28 240H29V239H28ZM28 240H27V241H28ZM166 240H167V239H166ZM96 241H97V240H96ZM13 242H14V241H13ZM29 242H30V241H29ZM110 242H111V241H110ZM115 242H116V241H115ZM121 242H122V241H121ZM119 243H120V242H119ZM125 244H129V239H127V237H126V239L124 240V243H123L122 246H124ZM187 244H185V246H187ZM22 245H23V244H22ZM114 245H115V243L112 244V247H113ZM120 245H121V244H120ZM177 245H178V244H177ZM254 245H255V244H254ZM57 246H58V245H57ZM63 246H64V245H63ZM118 246H119V245H118ZM32 247H33V246H32ZM66 247H67V246H66ZM119 247H120V246H119ZM254 247H256V246H254ZM45 248H46V247H45ZM49 248H50V247H48V249H49ZM56 248H57V247H56ZM67 248H68V247H67ZM86 248H87V247H86ZM117 248H118V247H117ZM153 248H154V247H153ZM113 249H114V248H113ZM115 249H116V248H115ZM20 250H21V249H20ZM27 250L29 251L30 249H27ZM42 250L44 251V247H43ZM70 250H71V249H70ZM80 250H81V249H80ZM117 250H118V249H117ZM128 250H129V249H128ZM130 250H131V249H130ZM186 250H187V249H186ZM191 250H192V249H191ZM206 250H207V249H206ZM252 250H253V249H252ZM260 250H261V249H260ZM81 251H82V250H81ZM155 251H156V250H155ZM188 251H189V249H188ZM29 252H31V250H30ZM40 252H41V250H40ZM50 252H51V251H50ZM57 252H58V251H57ZM70 252H71V251H70ZM79 252H80V251H79ZM109 252H111V256H113V258H114V255L112 254L113 250H112V251H109ZM118 252H119V251H118ZM118 252H117V253H118ZM184 252H185V251H184ZM259 252H260V251H259ZM15 253H16V252H15ZM26 253H27V252H26ZM46 253H47V252H46ZM107 253H108V252H107ZM117 253H116V255H119V254H117ZM260 253H262V250H261ZM260 253H259V254H260ZM11 254H12V253H11ZM11 254H9V255H11ZM41 254H42V253H41ZM54 254H56V253H54ZM80 254H81V252H80ZM99 254H100V253H99ZM163 254H164V253H163ZM165 254H166V253H165ZM178 254H179V253H178ZM183 254H184V253H183ZM183 254H182V255H183ZM14 255H15V254H14ZM17 255H18V252H17ZM46 255H48V253H47ZM49 255H50V254H49ZM49 255H48V256H49ZM116 255H115V256H116ZM121 255H122V254H121ZM126 255H127V254H125V256H126ZM129 255H130V254H128L127 256H129ZM176 255H177V254H176ZM176 255H175V257H176ZM255 255H256V254H255ZM28 256H29V255H28ZM119 256H120V255H119ZM130 256H131V255H130ZM170 256H172V255H170ZM173 256H174V255H173ZM51 257H53V256H51ZM122 257H123V258H122ZM175 257H174V258H175ZM177 257H178V256H177ZM181 257H182V256H181ZM22 258H23V257H22ZM24 258H25V256H24ZM24 258H23V259H24ZM42 258H43V259L45 258V257H43V254H42ZM46 258H48V257H46ZM46 258H45V259H46ZM53 258H55V257H53ZM121 258L124 259L125 257L122 255ZM128 258H129V257H128ZM131 258H132V257H131ZM139 258H140V257H139ZM149 258H150V257H149ZM26 259H28V258H26ZM48 259H49V258H48ZM246 259H247V258H246ZM51 260H52V259H51ZM51 260H49V262H50ZM114 260H115V259H114ZM129 260L132 261L131 264H133V263H136V264H145L143 261L140 263V260H138L137 258H132V259L129 258ZM141 260H142V259H141ZM177 260H178V259H177ZM27 261H28V260H27ZM57 261H58V260H57ZM115 261H116V260H115ZM125 261H126V260H125ZM165 261H166V260H165ZM172 261H173V260H172ZM23 262H26V260L23 261ZM52 262H53V261H52ZM52 262H51V263H52ZM167 262H169V261H167ZM15 263H17V262H15ZM55 263H57V262L55 261L54 264H55ZM62 263H63V262H62ZM163 263L167 264L166 262H163ZM90 264H91V263H90ZM107 264H108V261H107ZM110 264H112V263H110ZM115 264H116V263H115ZM146 264H148V263H146ZM169 264H170V263H169Z\"/></svg>",
  "mask_w": 264,
  "mask_h": 264
}]
</instances>
